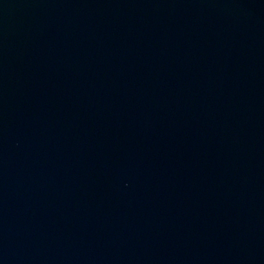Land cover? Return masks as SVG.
<instances>
[{
	"label": "water",
	"instance_id": "95a60500",
	"mask_svg": "<svg viewBox=\"0 0 264 264\" xmlns=\"http://www.w3.org/2000/svg\"><path fill=\"white\" fill-rule=\"evenodd\" d=\"M0 264H264V0H0Z\"/></svg>",
	"mask_w": 264,
	"mask_h": 264
}]
</instances>
